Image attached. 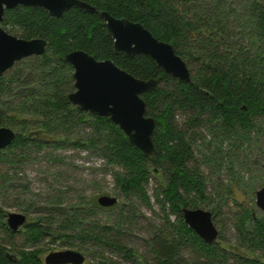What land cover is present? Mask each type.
<instances>
[{"label": "trees", "instance_id": "1", "mask_svg": "<svg viewBox=\"0 0 264 264\" xmlns=\"http://www.w3.org/2000/svg\"><path fill=\"white\" fill-rule=\"evenodd\" d=\"M85 1L117 18L140 22L158 39L170 42L186 61L192 80L173 77L147 55L116 53L114 39L99 12L72 7L53 17L42 7L6 9L1 24L7 31L26 39L45 38L49 45L43 55L19 61L0 75V126L16 132L12 144L0 149V188L9 191L12 172H18L31 148L90 149L121 169L115 174L123 194L137 196L147 205H151V197L146 184L152 173H165V183L155 191L165 222L147 240L154 262L146 260L145 264H264V215L255 216L243 202L238 201L242 206L234 224L240 246L256 253L254 257L230 251L218 241L205 242L182 215L184 206L198 208L212 203L194 150L192 134L199 136V124L208 128L215 143V150L202 161L216 168L223 165L226 155L220 147L227 142L233 151L227 157L232 172L239 150L264 134V0ZM77 49L97 59H112L138 78H160L156 89L142 94L147 115L156 120L155 155L146 156L108 116L82 111L69 101L75 79L65 55ZM179 111L188 113L181 123L177 121ZM84 124L90 126V134L71 141L70 136ZM54 134H63L65 139L54 138ZM5 166L8 169H3ZM38 204L33 202L29 207L34 209ZM94 207L100 208L97 202ZM82 209L66 206L59 195L47 198L37 209L38 220L45 225L27 223L24 240L34 243L52 234L91 254L87 244L92 241L124 253L132 261L133 250L109 235L111 227L97 222L84 224L85 217L95 213L94 208ZM218 209L211 208L215 222ZM6 214L0 205V264H12L10 254L20 257L18 264H43L39 251L17 246L21 230L15 233L8 228ZM171 215L177 221L173 222ZM102 258L94 264H124Z\"/></svg>", "mask_w": 264, "mask_h": 264}, {"label": "rangeland", "instance_id": "2", "mask_svg": "<svg viewBox=\"0 0 264 264\" xmlns=\"http://www.w3.org/2000/svg\"><path fill=\"white\" fill-rule=\"evenodd\" d=\"M30 62L32 60L27 63ZM27 63L22 67L27 66ZM187 116V112L179 111L177 121L181 123ZM196 130L199 136L195 134L196 132L192 134V137L196 139L195 155L199 160L198 168L206 180V194L212 200L211 206L202 203L201 207L208 210L214 206L219 207L216 224L219 228L218 243L220 245L235 253L254 257L256 253L249 252L240 246L234 223L235 215L241 210L242 205L250 208L255 216L264 215L256 204V191L264 185V134L239 150L232 172L228 167L229 159L227 158L233 153L229 144L226 142L220 147L226 155L223 165L216 168L214 164H206L202 161L203 156L215 150V143L212 141V133L203 123L199 124ZM90 132L89 125H79L76 134L70 136L71 141H74L78 135L86 136ZM54 138L65 139V135L54 134ZM27 153V159L22 160L18 172L14 175L13 184L15 185L11 187L13 190L5 191L0 188V205L6 212H25L28 204H26L27 201H20L21 199L28 198L41 205L49 197L62 196L66 206L79 209L94 208L95 213L87 215L84 224L97 222L102 226L111 227L113 231L109 235L133 250V260L129 261L124 257V253L106 246L95 245L91 241L87 244V248L92 254H86L85 264L97 263L103 259L102 256L124 264H145L146 260L154 262V255L147 240L151 239L158 227L165 222L164 213L155 196L156 186L165 183L166 176L163 171L152 173L149 183L146 184V191L151 197V205H147L137 196L127 197L123 194L119 190L115 174L121 169L118 166L109 165L105 157L92 153L90 149H79L73 146L53 149L48 146L44 149L34 147L27 150ZM55 155L61 158L58 159ZM3 169L6 170L8 167L5 166ZM219 192H221L220 195ZM104 194L116 196L117 205L102 207L98 204L100 208H95L99 196ZM238 201L243 204L240 205ZM123 204L127 207L123 208ZM30 212L29 220L39 218L38 213H32L33 210ZM170 219L173 222L177 221L175 215H171ZM16 242L21 248L23 240L18 237ZM37 247L43 249V256L57 249H76L60 238H55V241L51 238L45 239L34 246V248ZM189 252V250L185 251L184 256L189 257Z\"/></svg>", "mask_w": 264, "mask_h": 264}, {"label": "water", "instance_id": "3", "mask_svg": "<svg viewBox=\"0 0 264 264\" xmlns=\"http://www.w3.org/2000/svg\"><path fill=\"white\" fill-rule=\"evenodd\" d=\"M19 5L42 7L53 17H60L72 7L99 12L114 39L116 53L147 55L173 77L186 82L192 80L186 61L176 53L170 42L158 39L140 22L117 18L106 10L99 11L85 0H0V75L23 59L43 55L49 45L45 38H22L2 26L5 10ZM65 60L74 68L75 90L68 95L69 101L82 111L108 116L146 156L155 155L157 148L153 134L156 120L147 115L142 94L156 89L160 78H138L119 67L114 60L97 59L82 49L67 53ZM15 137L14 129L0 126V149L11 145ZM117 203L116 196L104 194L98 198V204L102 207H112ZM256 204L264 213V185L256 191ZM182 215L185 223L205 242L218 241L219 228L211 210L184 206ZM26 222L24 213H8L7 225L11 230H18ZM84 261V254L75 249L51 251L46 257L48 264H82Z\"/></svg>", "mask_w": 264, "mask_h": 264}, {"label": "flooded vegetation", "instance_id": "4", "mask_svg": "<svg viewBox=\"0 0 264 264\" xmlns=\"http://www.w3.org/2000/svg\"><path fill=\"white\" fill-rule=\"evenodd\" d=\"M32 57V56H31ZM17 173V172H16ZM12 174H13V180L10 182V187H9V190H13V189H11V187L12 186H14L15 184H13L14 182H15V172H12ZM18 185V184H17ZM20 201H27L26 202V204H28V208H25V209H27V211H25V212H20V213H24L26 216H27V222H26V224L27 223H30V222H34V223H40V225L41 226H43V225H45V222L43 223V222H41V220H38V218L37 219H31V220H29V218H28V216L30 215L29 213H31L30 211H32L33 210V212L32 213H37L38 212V207L39 206H41V205H39V206H37V205H35L36 207L34 208V209H32V208H30L29 207V204L30 203H33L34 201H32V200H30V199H28V198H26V199H21ZM8 213H10V212H7V214H6V224H7V216H8ZM39 216H40V214H38ZM45 220V219H44ZM54 220V218H52L51 219V221H53ZM47 221H49V220H47ZM54 222V221H53ZM25 224V225H26ZM55 224V223H54ZM25 225H23V226H21L18 230H16V231H13V230H11L9 227V229L11 230V231H13V232H15V233H19V231L21 230V234H18V236H20V238L23 240V243H22V245L23 246H26V248H25V250H34V251H39L40 253V256H41V258H42V260H43V264H48L47 262H46V257H47V255L51 252H49V253H47L45 256H43V249H41V248H34V246L35 245H37L39 242H42V241H44L43 239H39L38 241H36V242H34V243H30V241H26V240H24V236H25V231H26V226ZM47 226H50L51 224H46ZM8 226V225H7ZM51 235L52 234H50L49 235V237L48 238H51L52 240H54L55 241V238L52 236L51 237ZM48 238H46V239H48ZM56 238H58V237H56ZM19 247V246H18ZM22 247V246H21ZM68 249H72V248H68ZM65 250V249H64ZM75 250H77V249H75ZM54 251H60V249H57V250H54ZM80 252H82L83 254H84V256H85V261H84V263H82V264H85L86 263V261H87V255H88V253H86V252H83V251H81V250H79ZM248 251V250H247ZM249 252H251V251H249ZM253 253V252H252ZM87 254V255H86ZM9 257L11 258V262H12V264H18L19 263V260H20V257L17 255V254H15V255H9ZM104 259V258H103ZM102 259V260H103ZM14 260V261H13ZM114 259H112V261H113ZM114 261H118V260H114Z\"/></svg>", "mask_w": 264, "mask_h": 264}]
</instances>
